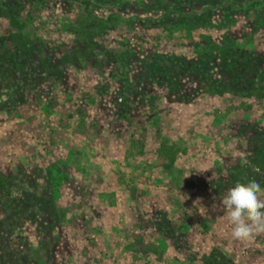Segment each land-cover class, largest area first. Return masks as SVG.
I'll list each match as a JSON object with an SVG mask.
<instances>
[{
	"label": "rangeland",
	"instance_id": "obj_1",
	"mask_svg": "<svg viewBox=\"0 0 264 264\" xmlns=\"http://www.w3.org/2000/svg\"><path fill=\"white\" fill-rule=\"evenodd\" d=\"M0 174V264H264V0H0Z\"/></svg>",
	"mask_w": 264,
	"mask_h": 264
},
{
	"label": "clouds",
	"instance_id": "obj_2",
	"mask_svg": "<svg viewBox=\"0 0 264 264\" xmlns=\"http://www.w3.org/2000/svg\"><path fill=\"white\" fill-rule=\"evenodd\" d=\"M264 188L255 182L237 183L220 203L232 225V237L237 241L250 240L254 234L264 232Z\"/></svg>",
	"mask_w": 264,
	"mask_h": 264
},
{
	"label": "trees",
	"instance_id": "obj_3",
	"mask_svg": "<svg viewBox=\"0 0 264 264\" xmlns=\"http://www.w3.org/2000/svg\"><path fill=\"white\" fill-rule=\"evenodd\" d=\"M163 149H167V147H163ZM0 197L2 200L9 202L10 201V190H9V186L7 184L6 179L0 174ZM212 264H225L224 262H222L221 260H219L218 258H216L215 262ZM228 264H230V262H228Z\"/></svg>",
	"mask_w": 264,
	"mask_h": 264
}]
</instances>
